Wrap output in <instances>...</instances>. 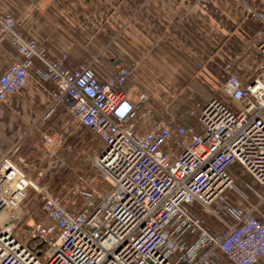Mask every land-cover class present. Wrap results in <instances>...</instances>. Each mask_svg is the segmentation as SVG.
<instances>
[{"label": "built area", "instance_id": "2783aa9c", "mask_svg": "<svg viewBox=\"0 0 264 264\" xmlns=\"http://www.w3.org/2000/svg\"><path fill=\"white\" fill-rule=\"evenodd\" d=\"M248 14L263 27L253 79L245 85L230 71L219 97L191 112L200 129L154 119L141 133L133 122L149 98L141 94L136 103L123 91L132 81L131 67L124 64L105 79L92 62L68 69L67 54L52 58L0 7V40L21 56L0 75V107L33 70L53 81L56 102L99 136L96 167L109 184L105 192L84 190L83 206L70 209L9 155L1 157L0 264H219L221 254L231 264H252L264 255V220L222 204L235 187L233 163L264 185V11L249 5ZM187 134L188 142L172 144L178 152L165 149L173 135ZM44 144L53 157L59 140L45 135ZM33 190L42 196L44 219H31L29 229L18 231V211ZM195 205L215 215L223 229H210Z\"/></svg>", "mask_w": 264, "mask_h": 264}, {"label": "crops", "instance_id": "0c3cea01", "mask_svg": "<svg viewBox=\"0 0 264 264\" xmlns=\"http://www.w3.org/2000/svg\"><path fill=\"white\" fill-rule=\"evenodd\" d=\"M249 5L264 11V0H0V7L16 19L18 30L37 39L52 58L68 55L66 68L92 62L105 79L124 64L131 67L132 81L123 91L136 103L141 94L149 98L133 122L141 133L154 119L171 127L200 129L197 114L191 112L196 104L219 97L230 71L245 85L253 79L263 27L249 16ZM20 59L8 40H0V75ZM55 90L53 81L43 80L33 70L25 85L0 107V158L9 155L28 174L42 167L45 135L60 141L54 156L62 161L48 160L40 175L53 167H68L70 128L74 121L83 126L67 104L56 102ZM190 138V134L173 135L165 149L174 153L178 148L172 144ZM240 167L239 163L229 167L236 179ZM222 204L253 211L264 220V211L235 187L226 190ZM194 207L210 229H223L215 215L200 205ZM220 213L234 223L231 215ZM219 264L231 262L221 254ZM252 264H264V255Z\"/></svg>", "mask_w": 264, "mask_h": 264}, {"label": "rangeland", "instance_id": "374dc122", "mask_svg": "<svg viewBox=\"0 0 264 264\" xmlns=\"http://www.w3.org/2000/svg\"><path fill=\"white\" fill-rule=\"evenodd\" d=\"M102 147L103 144L96 133L85 126H80L74 121L73 126L70 128L69 166L53 167L48 172L40 175L39 172H41L42 168L46 167L45 164L48 160L61 163V156L50 157L44 147L45 153L42 167L39 169L35 168L29 175L41 187H48L55 196L64 201L68 208L77 209L83 206L84 199L81 192L84 190L105 192L109 188V184L103 173L96 167V159ZM238 172L240 178H234L235 189L245 196H250V201L256 205V208L264 211V199L259 197L260 192L263 193L264 186L242 168ZM260 195L264 197V194ZM41 199V194L35 190L28 193L21 209L18 211L19 214H23L21 225L17 229L18 231H25L27 228L26 223L31 219H37L38 221L43 218Z\"/></svg>", "mask_w": 264, "mask_h": 264}, {"label": "trees", "instance_id": "16d2710c", "mask_svg": "<svg viewBox=\"0 0 264 264\" xmlns=\"http://www.w3.org/2000/svg\"><path fill=\"white\" fill-rule=\"evenodd\" d=\"M41 212H42V214H43V211H42V206H41ZM42 219H44V218H42ZM42 219H40V220H42ZM37 220V219H36ZM40 220H38V221H40Z\"/></svg>", "mask_w": 264, "mask_h": 264}, {"label": "water", "instance_id": "95a60500", "mask_svg": "<svg viewBox=\"0 0 264 264\" xmlns=\"http://www.w3.org/2000/svg\"><path fill=\"white\" fill-rule=\"evenodd\" d=\"M13 221V219H11L8 223H10V222H12ZM7 224V223H6ZM43 244H41L40 246H42Z\"/></svg>", "mask_w": 264, "mask_h": 264}]
</instances>
